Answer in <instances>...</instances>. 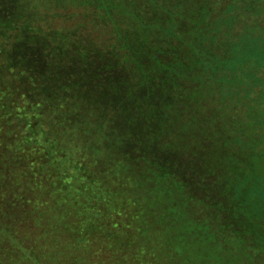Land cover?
<instances>
[{
    "label": "trees",
    "instance_id": "trees-1",
    "mask_svg": "<svg viewBox=\"0 0 264 264\" xmlns=\"http://www.w3.org/2000/svg\"><path fill=\"white\" fill-rule=\"evenodd\" d=\"M94 4L90 39L70 15L7 40L38 6L0 0V184L46 185L103 264H264V0Z\"/></svg>",
    "mask_w": 264,
    "mask_h": 264
},
{
    "label": "rangeland",
    "instance_id": "rangeland-1",
    "mask_svg": "<svg viewBox=\"0 0 264 264\" xmlns=\"http://www.w3.org/2000/svg\"><path fill=\"white\" fill-rule=\"evenodd\" d=\"M33 1L37 3L38 7L32 16L28 12V7L16 17L3 16L4 25L1 29L5 39L11 38L8 35V28L12 26V22H19L24 19H29L33 27L42 28L39 31H46L53 26L57 29L50 33L57 35L59 32L65 33V28L62 26L66 25L61 23L64 18L70 15H75L72 16L74 20L79 19V22L74 25L75 29L78 28V30L86 29L89 26L94 30L96 23L99 21L98 16L102 15L99 11L100 6L95 5L94 0H86L85 7L80 8L78 5L75 7V4H77V2L74 4L75 0H71V2L69 0ZM116 11L123 16L121 6H118ZM22 15L23 18H21ZM127 20L130 21L128 24L126 21L121 20V27L129 33L131 31L130 27L132 25L135 27V18L128 16ZM229 20L230 18H228ZM54 24L57 26L60 24V27H56ZM227 24L230 25V22ZM109 31H111L109 34L111 39L115 31L112 28ZM93 33H96V31L86 33L83 38L90 39ZM55 45L61 46L62 44L55 42ZM238 101H240V98H233L235 104H238ZM13 176H15V172L11 174L10 178L12 180L10 182L0 184V188L12 186L11 189L13 190L9 197H5L6 193L3 190L0 193V264H103L106 257L100 255V258L104 259L98 260V249L95 245L93 248H88V250L79 247V242L75 241L78 232L76 233L75 229L68 230L62 222L57 223L59 217L54 209L61 208L62 204L55 205L54 201L56 199L50 198L52 192L46 185L45 190L39 184V195H32L31 192L24 190L22 186L15 187ZM15 191H18V197H14ZM47 191L48 196L46 195ZM47 198H50L48 202H46ZM59 199L61 201V198ZM2 208L5 210L2 211ZM142 260L144 259L140 257L138 263ZM176 262L177 260H174L171 264H177ZM192 264L199 263L195 259Z\"/></svg>",
    "mask_w": 264,
    "mask_h": 264
}]
</instances>
